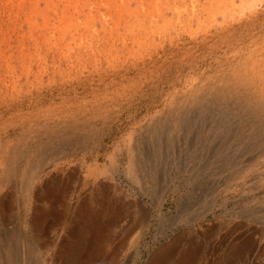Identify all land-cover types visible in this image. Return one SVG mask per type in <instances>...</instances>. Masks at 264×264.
<instances>
[{"label":"rangeland","instance_id":"obj_1","mask_svg":"<svg viewBox=\"0 0 264 264\" xmlns=\"http://www.w3.org/2000/svg\"><path fill=\"white\" fill-rule=\"evenodd\" d=\"M0 97V147L22 156L8 178L0 162V238L18 236L26 264H58L53 219L71 213L70 182L36 207L34 180L84 165L125 196L105 194L126 212L105 248L122 243L120 264L181 234L196 264H264V0H0ZM172 116L147 176L141 156Z\"/></svg>","mask_w":264,"mask_h":264},{"label":"bare ground","instance_id":"obj_2","mask_svg":"<svg viewBox=\"0 0 264 264\" xmlns=\"http://www.w3.org/2000/svg\"><path fill=\"white\" fill-rule=\"evenodd\" d=\"M198 96H196L195 99H197ZM173 119H175L174 116L169 118L163 126H160L161 128H154L151 132L153 138H155V148L151 154L147 156L144 154L145 156H141L142 158L144 157L146 163L150 164V169L147 172L145 171L147 176L156 174L157 164H159L158 162L162 156L164 137H169L168 143L175 142L176 128L174 127L173 129V127L170 126ZM26 152H28V149L22 151L21 154L27 158L28 155ZM16 153H18V150L14 152L10 147H0V162L3 166H9V169L1 176L2 179H4V177L8 178L10 175L13 176L10 167L16 165L15 161L22 158V156H16ZM44 157L45 154L36 164L34 161V163L30 162L27 165V176H33L31 172L36 170V168H42L43 172H45L47 168H44L45 166L42 165ZM85 174L89 175L86 176ZM61 180L59 179L51 186H44L42 184L37 186L38 182L34 180L37 187L35 184L33 185V197H31L33 200L32 204L37 207L38 202L45 201L46 199L48 200L54 192L56 193V191H53V188L50 190V187L55 188L57 186L58 190L61 191L67 190L70 184L73 187L71 192L72 195L70 196L71 199L69 200V198L66 197L68 204L71 205V213H69V210L66 208V213L64 215H59L53 219L57 223L56 229L58 228L57 230L60 231L56 253L54 254L57 263L68 264L69 262L70 264H89L90 262L91 264H120L119 254L123 247L122 243L115 245L113 252H110V254H108L107 249H105L107 245H109V242H111L110 240L113 239L108 233L111 231L110 228L112 227V230L116 232V229L120 227V222L123 220L124 222L126 221V212H122V206L119 211V209L111 206L109 207V205L107 206L106 204L105 194L107 190H112L119 201L125 199V196L118 195L121 190L119 184L115 181L106 184L104 181L100 180L99 175L95 173L93 167L87 165L76 170L74 174L69 177L67 182ZM55 201L57 202V200L54 199L50 203L53 210L56 206ZM4 208V205L1 204L0 213ZM158 213H162L161 208ZM51 215L54 216L53 214ZM56 215L55 213V216ZM34 216V223L40 226V222L42 220L45 221L47 216L50 215L34 208ZM151 217H153L151 210L142 211L141 213L139 211L135 222L140 228L141 233L147 228ZM124 224L127 223L125 222ZM120 231L123 230L121 229ZM183 236V234L178 235L172 238L169 243H164L158 251L151 255L147 264H196L199 256L198 248L190 246L186 250L181 251V247L183 248L185 244ZM16 238L19 240L18 236L15 237L14 234H9L6 231L0 238V264L27 263V261L24 262L25 254L21 251V248L13 244V242L18 241ZM166 238L167 236L163 239ZM51 261L53 263L55 262L54 259Z\"/></svg>","mask_w":264,"mask_h":264}]
</instances>
